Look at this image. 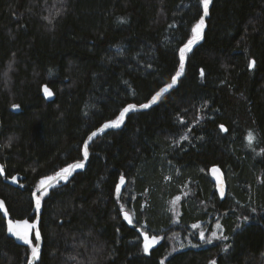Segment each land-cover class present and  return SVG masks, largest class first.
Here are the masks:
<instances>
[{
    "label": "trees",
    "instance_id": "16d2710c",
    "mask_svg": "<svg viewBox=\"0 0 264 264\" xmlns=\"http://www.w3.org/2000/svg\"><path fill=\"white\" fill-rule=\"evenodd\" d=\"M201 15L200 0H0V198L10 216L32 220L37 182L87 162L43 198L35 264H264V0H212L178 85L83 156L91 132L172 80ZM213 165L226 177L222 199ZM145 231L160 237L148 253ZM30 253L0 214V264Z\"/></svg>",
    "mask_w": 264,
    "mask_h": 264
},
{
    "label": "snow or ice",
    "instance_id": "6c2138e0",
    "mask_svg": "<svg viewBox=\"0 0 264 264\" xmlns=\"http://www.w3.org/2000/svg\"><path fill=\"white\" fill-rule=\"evenodd\" d=\"M201 5L203 6V15L200 16L199 21L192 27V36L187 40L186 43L183 44L182 47L179 48L178 50V57H179V66L178 70L175 72V75L172 77L171 83L166 85L165 87L161 88L159 91H157L151 99L148 101V103L140 104L139 106L135 104H128L126 107H124L120 112L119 115L116 117V119L111 120L109 122H106L97 129L96 131H93L87 140L84 141V146H83V156L84 159L86 160L88 155H89V142L93 141V139L98 135V134H103L105 130L109 128H119L125 118L126 115L130 111H135L139 109H147L151 107L152 104H155L159 101L160 97L168 92L170 89H172L176 83L179 77L182 76L184 73V68H185V59L187 53L191 52L192 47L199 42L200 39H202V32L204 29V18L208 15V6L210 3V0H200ZM45 19H48L45 17ZM51 22V21H49ZM255 66V61L252 60L249 62V67H254ZM201 76L204 75L203 70H201ZM44 92L47 96H51L53 93L48 89V87L45 85L44 86ZM13 108H18V105H12ZM222 131H227V128H225L224 125L219 126ZM182 139H187V136L182 137ZM247 139L249 141V146H251L252 141L254 140V135L252 132L248 133ZM84 167V163L82 161L68 164L66 167L60 169L57 171L54 175L46 176L42 179H40L37 182L36 189L32 192V196L34 198V208H35V219L32 222H29L28 219H24L22 221H16L15 224L11 220L8 221V231L12 233L13 235L17 236L19 239L23 240L24 243L28 244L31 247V259L29 260L28 264H32V260H35L39 257V250H40V241H41V234L38 229V223L40 219V211L42 207V201L45 196L48 195L49 189H53L59 186L60 182H67L69 176L76 170V169H82ZM220 170L219 168H213L212 172L213 174L218 173ZM0 174H3V166H0ZM16 177L13 176L12 180L15 182ZM125 184V178L123 175L120 177L119 183L116 185V194L117 198L119 199L120 196V191L122 185ZM221 196H223V190H221ZM179 199V197H177ZM3 206V202L0 201V207ZM121 211L123 212L124 218L128 220L129 223H132V220L129 216V213L127 211H124V206L121 205ZM254 211V210H253ZM22 226V231L18 230V227ZM193 227H197V225H193ZM217 228H220V225H216ZM34 230V239L36 243L33 245V240L30 237V234ZM213 238L216 237V234L213 233ZM200 238L201 240H205V235L203 232L200 233ZM226 239V237H225ZM143 250L145 252H148L150 248L154 246L155 243L158 242V238L156 236H151L147 234V232L143 233ZM205 242L211 243V240L208 239ZM227 251V247L224 249ZM210 264H215V261L210 262Z\"/></svg>",
    "mask_w": 264,
    "mask_h": 264
},
{
    "label": "water",
    "instance_id": "95a60500",
    "mask_svg": "<svg viewBox=\"0 0 264 264\" xmlns=\"http://www.w3.org/2000/svg\"><path fill=\"white\" fill-rule=\"evenodd\" d=\"M211 3H212V0H210V3H209V6H208V10L210 9V7H211ZM206 18V17H205ZM205 18H204V22H205ZM205 24V23H204ZM205 27V26H204ZM204 30V29H203ZM203 32H202V39H200V40H203ZM185 69H186V63H185V68H184V72H185ZM184 74V73H183ZM182 74V75H183ZM179 79H180V77L178 78V80H177V83H176V85L172 88V89H174L177 85H178V82H179ZM171 83V81L170 82H168V83H166V84H164V85H162L161 87H159L158 88V90L157 91H159L161 88H163V87H165L166 85H168V84H170ZM172 89H170L169 91H171ZM156 91V92H157ZM168 91V92H169ZM155 92V93H156ZM154 93V94H155ZM167 93V92H166ZM166 93H164L161 97H160V99L166 94ZM153 94V95H154ZM152 95V96H153ZM151 99V98H150ZM150 99H148L146 102H143V103H141V104H144V103H148V101L150 100ZM159 99V100H160ZM156 104V103H155ZM155 104H152L151 105V107L153 106V105H155ZM140 104H137V106H139ZM151 107H149V108H151ZM149 108H147V109H139L138 108V110H135V111H145V110H148ZM124 123V122H123ZM123 125V124H122ZM121 125V126H122ZM120 126V127H121ZM100 127H102V125L101 126H99L97 129H99ZM226 128V127H225ZM97 129H95L94 131H96ZM116 129H118V128H109V129H107V130H105V132H107V131H110V130H116ZM222 131V130H221ZM222 132H225V131H222ZM92 133V132H91ZM90 135V134H89ZM89 137V136H88ZM80 162V161H79ZM83 163H84V166H86L87 165V162L85 161H82ZM213 168H219V172L218 173H216V174H213V172H212V169ZM208 174H209V177H210V179H211V181H212V183H213V186H214V188H215V190H216V193L218 194V196L222 199V198H224L225 197V195H226V193H227V191H228V187H227V182H226V177H225V174H224V172L222 171V169L219 167V166H217V165H213V166H211L210 168H209V170H208ZM221 190H223V196H221ZM32 200H33V209H34V218L32 219V220H29V222H32L34 219H35V208H34V198H33V196H32ZM0 201H2L3 202V206L2 207H0V214H1V216H2V218L5 220V225H6V232H7V234H8V236L10 237V238H12L17 244H19V245H21V246H29L28 244H26V243H24V241L23 240H21V239H19L17 236H15V235H13L12 233H10L9 231H8V221L9 220H11L12 222H13V224H15V222L16 221H22V220H24V219H26V218H24V219H13L11 216H10V214H9V212H8V209H7V207H6V204H5V202H4V200L2 199V198H0ZM42 205H43V201H42ZM41 213H42V207H41V211H40V214H39V216H40V219H41ZM40 219H39V223H38V229H39V231H40ZM18 230H21L22 231V226H20V227H18ZM40 234H41V231H40ZM30 237L32 238V240H33V242H34V244L36 243V241H35V239H34V230H33V232L30 234ZM42 246H43V238H42V234H41V241H40V250H39V257L37 258V259H35V260H32V264H35L39 259H40V257H41V250H42ZM31 259V253L29 254V256H28V259H27V262H26V264H28V262H29V260Z\"/></svg>",
    "mask_w": 264,
    "mask_h": 264
},
{
    "label": "rangeland",
    "instance_id": "374dc122",
    "mask_svg": "<svg viewBox=\"0 0 264 264\" xmlns=\"http://www.w3.org/2000/svg\"><path fill=\"white\" fill-rule=\"evenodd\" d=\"M0 166H1V165H0ZM122 186H123V185H122ZM127 221H128V220H127ZM145 232H146V231H145ZM201 232H203V231H201V230H198V232H197V233H198V236H199V238H200V233H201ZM203 233H205V232H203ZM147 234L149 235V237L153 236V235H150L149 233H147ZM157 238H158V242H157V243H155V244H154V246H155V245H157V244L159 243V241H160V237H157ZM200 239H201V238H200ZM202 241H203V240H202ZM33 243H34V242H33ZM143 243H144V240H143ZM185 244H187V242H186ZM154 246H153V247H154ZM150 249H151V248H150ZM150 249H149V250H150ZM143 252H144V253H148L149 251H148V252H145V251L143 250Z\"/></svg>",
    "mask_w": 264,
    "mask_h": 264
},
{
    "label": "bare ground",
    "instance_id": "6f19581e",
    "mask_svg": "<svg viewBox=\"0 0 264 264\" xmlns=\"http://www.w3.org/2000/svg\"><path fill=\"white\" fill-rule=\"evenodd\" d=\"M177 109H178V107H177Z\"/></svg>",
    "mask_w": 264,
    "mask_h": 264
}]
</instances>
